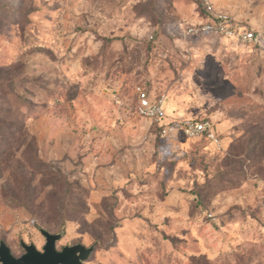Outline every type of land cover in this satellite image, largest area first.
Wrapping results in <instances>:
<instances>
[{
  "label": "rangeland",
  "instance_id": "obj_1",
  "mask_svg": "<svg viewBox=\"0 0 264 264\" xmlns=\"http://www.w3.org/2000/svg\"><path fill=\"white\" fill-rule=\"evenodd\" d=\"M209 6L257 39L189 32ZM12 76L28 139L20 163L0 146V245L14 256L46 244L33 203H61L49 231L58 251L86 246L81 264H264V0H0ZM138 86L165 98L161 124L138 113ZM187 120L219 141L187 137ZM13 172L33 180L29 207Z\"/></svg>",
  "mask_w": 264,
  "mask_h": 264
},
{
  "label": "trees",
  "instance_id": "obj_2",
  "mask_svg": "<svg viewBox=\"0 0 264 264\" xmlns=\"http://www.w3.org/2000/svg\"><path fill=\"white\" fill-rule=\"evenodd\" d=\"M21 90H25L23 81H20L17 79V77H0V146L5 144V150L2 153H8L9 156L12 155L10 160L13 161L14 159V162L17 163H20V160H17L15 157L14 148L27 145L28 139L17 136V133L22 134L25 130V122L20 120L18 113L9 111V109L16 110V108H22L26 105ZM202 136L207 137L206 135ZM6 161L7 160L5 159V162ZM23 161L25 163L23 168L25 167L28 170H33L35 164L39 163V160L36 156L27 157L24 155ZM42 174L44 176H50V179H48L46 185L57 186L59 184L60 187H65L68 190L70 182L68 179L62 177V175H57L53 171H47V168H44ZM13 175L21 185L22 195L20 201H18L19 205L29 207V205H31V201H35V199L38 198L35 195L36 191L29 194L28 185L29 183H33V180L26 179L22 174L15 175L13 172ZM33 204L39 208L38 213H34V210H31L30 212L39 218L41 224L40 227L46 231H49V226L51 223L50 216L55 215L58 217L60 214L65 215V211L63 209V211L58 209L59 204L61 203H50L49 205L42 206H39L35 203Z\"/></svg>",
  "mask_w": 264,
  "mask_h": 264
},
{
  "label": "built area",
  "instance_id": "obj_3",
  "mask_svg": "<svg viewBox=\"0 0 264 264\" xmlns=\"http://www.w3.org/2000/svg\"><path fill=\"white\" fill-rule=\"evenodd\" d=\"M189 32H212L236 38L243 42H251L257 39L255 31L245 28L226 13L213 11L211 6L208 7L207 19L189 27ZM137 92L139 101L137 105L138 113L155 123L161 124L167 116L165 98L152 99L141 86L137 87ZM182 131L190 138L206 135L211 140L219 141V137L213 131L209 121L187 120L182 126Z\"/></svg>",
  "mask_w": 264,
  "mask_h": 264
},
{
  "label": "water",
  "instance_id": "obj_4",
  "mask_svg": "<svg viewBox=\"0 0 264 264\" xmlns=\"http://www.w3.org/2000/svg\"><path fill=\"white\" fill-rule=\"evenodd\" d=\"M46 244L43 251L34 244H24L26 252L20 257L12 254L6 243L0 245V263L2 264H81L87 257V248L83 244L66 246L63 250L56 249L55 235L44 230Z\"/></svg>",
  "mask_w": 264,
  "mask_h": 264
}]
</instances>
